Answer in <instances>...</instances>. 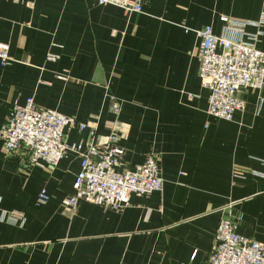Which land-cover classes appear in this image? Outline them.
<instances>
[{
  "label": "crops",
  "instance_id": "0c3cea01",
  "mask_svg": "<svg viewBox=\"0 0 264 264\" xmlns=\"http://www.w3.org/2000/svg\"><path fill=\"white\" fill-rule=\"evenodd\" d=\"M221 17L244 23L241 40L264 51V0H142L141 13L96 0H0L11 58L0 66V128L13 103L32 98L95 124L93 134L68 131L67 143L103 146L114 134L122 169L152 155L163 181L121 209L80 200L69 210L77 155L48 171L0 142V264H206L223 215L264 242V177L254 175L264 174V84L244 89L243 109L225 121L207 113L198 77L197 30L239 37ZM41 190L48 200L36 205ZM11 211L16 223L5 221Z\"/></svg>",
  "mask_w": 264,
  "mask_h": 264
},
{
  "label": "built area",
  "instance_id": "2783aa9c",
  "mask_svg": "<svg viewBox=\"0 0 264 264\" xmlns=\"http://www.w3.org/2000/svg\"><path fill=\"white\" fill-rule=\"evenodd\" d=\"M96 1L101 5L116 6L127 13L142 12V0ZM220 19L225 23L227 33L232 30L239 37H230L225 32L216 35L210 26L197 30L198 77L201 87L208 92L207 113L217 119L231 121L233 113L244 107V100L236 92L263 87L264 51L241 40L244 23L227 17ZM247 37L254 42L257 34ZM57 58L58 55L52 53L46 56L49 61ZM10 62L6 45L0 46V66ZM114 127L121 129L122 125L117 122ZM86 128H90L93 134L95 124L38 107L32 98H27L23 105L12 104L0 128L1 149L5 154L21 150L25 154L26 166L41 165L48 171L55 169L68 154L77 155L79 169L73 180V193L64 202L69 210H73L80 200L117 210L128 204L132 194L148 195L162 189L163 181L154 156L149 155L131 169H122L123 150L117 145L114 134L103 146L90 140L66 142L68 131ZM254 175L264 177L260 173ZM47 200L48 195L41 190L35 203L42 205ZM20 218L19 213L11 211L6 214L5 221L16 223ZM237 223L238 220L229 215L219 218L206 264H264V242L238 234Z\"/></svg>",
  "mask_w": 264,
  "mask_h": 264
},
{
  "label": "water",
  "instance_id": "95a60500",
  "mask_svg": "<svg viewBox=\"0 0 264 264\" xmlns=\"http://www.w3.org/2000/svg\"><path fill=\"white\" fill-rule=\"evenodd\" d=\"M245 90H246V89H245ZM242 91H244V90H243V89H239V90L236 92V95H237L238 97H240Z\"/></svg>",
  "mask_w": 264,
  "mask_h": 264
}]
</instances>
